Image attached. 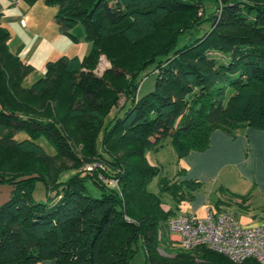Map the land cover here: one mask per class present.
I'll use <instances>...</instances> for the list:
<instances>
[{"label":"trees","instance_id":"1","mask_svg":"<svg viewBox=\"0 0 264 264\" xmlns=\"http://www.w3.org/2000/svg\"><path fill=\"white\" fill-rule=\"evenodd\" d=\"M43 1L56 5L59 29L90 49L46 61L25 85L32 66L9 49L0 22V182L11 185L0 203V264H130L139 247L143 264H264L170 239L166 218L201 183L160 174L147 157L167 136L181 157L204 149L215 128L264 129V0H211L207 14L206 0ZM101 54L110 66L97 74ZM149 63L154 86L137 95ZM17 129L27 136L15 139ZM93 161L105 168L82 167ZM157 175L155 192L147 184ZM36 180L45 199L33 197ZM165 193L176 206H164Z\"/></svg>","mask_w":264,"mask_h":264},{"label":"rangeland","instance_id":"2","mask_svg":"<svg viewBox=\"0 0 264 264\" xmlns=\"http://www.w3.org/2000/svg\"><path fill=\"white\" fill-rule=\"evenodd\" d=\"M13 3L15 4H12V6L18 7L22 14L27 11L30 12L29 17L27 18V26H24L21 20H17L16 22L9 21L6 24H3L10 32V36L8 38L9 49L12 52L17 53L22 60L28 62L32 66L31 71L23 79L24 84H31L32 81L44 73L46 61L56 60L64 54H81L82 56L89 51V41L84 38L72 40L68 35L60 31L54 19V12L56 9L55 4H45L43 0H35L29 8V5L24 0H15ZM210 3H212L211 0L205 1L206 14L210 11V7L208 6ZM73 31L75 32V30ZM188 34V32L181 34L176 44L180 45L182 42H184ZM109 66V60L104 54H101L96 67L94 68V72L101 74L103 70ZM153 67L154 64L149 63L139 72L140 83L137 89V95H142L153 88L156 76V72L153 70ZM123 101L124 97L121 96L118 99V106L121 105ZM124 107H126V105ZM123 109L119 111V114L123 112ZM116 111L117 109L114 107L106 116L105 120L107 121L109 118H111ZM26 136L27 133L24 129H17L14 132L15 139H21ZM37 141L43 146L47 153L55 152L54 145L49 140H47L45 136L41 135L39 138H37ZM78 146L76 148H79ZM147 157L151 163H154L160 167V174L162 173L168 176H172L175 172H177L182 163L181 160H178L179 157L176 155L169 136L162 139L161 145L147 150ZM64 161L67 164L71 163V161L65 157H63L61 162ZM93 166H100L103 168L105 165L103 162L99 161H93L92 163L87 162L82 165V167L86 169H91ZM69 174L70 170H66L62 173L61 178L65 179ZM158 175L154 176L148 182L147 188L149 190L155 192L158 191ZM102 177L105 178L104 176ZM199 181L201 184L196 188V190L193 191L192 199L194 200V198L196 199L200 195L205 196L206 202L199 204L198 208L195 210L196 215L202 217L207 213L208 206L213 205V201L216 199V197L218 196L223 198V195L225 194L222 195V190L217 184V180L209 178L206 180L201 179ZM86 187L87 190L94 195L99 194V189L94 184H92L91 181H86ZM10 189L11 185L9 183L0 182V203L8 198ZM223 192L226 193L225 190H223ZM33 197L35 199L46 198L45 187L42 180L35 181ZM196 202H198V199L193 203H188L186 201L182 202L180 206H178V209L187 210L189 209L190 204H194ZM190 210H193V208L190 207ZM143 261L144 251L141 247H139L131 257L130 264H143ZM43 263L44 261H41L37 264Z\"/></svg>","mask_w":264,"mask_h":264},{"label":"crops","instance_id":"3","mask_svg":"<svg viewBox=\"0 0 264 264\" xmlns=\"http://www.w3.org/2000/svg\"><path fill=\"white\" fill-rule=\"evenodd\" d=\"M14 1L0 0L1 24L21 20L24 26H27V18L30 12L27 11L22 14L18 7L12 6V4H15ZM31 5H29V8ZM25 84L28 85V83ZM178 160H181L183 164L180 165V172H178V169L172 175L176 179L206 180L210 178L218 181L217 184L222 190V195H225H223V198L217 196L213 201V205L208 206V210L226 211L232 214L241 224L264 227L263 128L244 125L237 128L232 135L220 128H215L211 131L209 143L204 149L191 150L179 157ZM163 199L165 207L176 206L175 200L167 193L163 195ZM197 199L198 202L190 204L193 210H190V207L187 210H180L178 207L176 213H195L199 204L206 202L205 196L200 195L194 200L182 201L193 203ZM181 203L177 205L180 206ZM165 232L168 237L176 240V235Z\"/></svg>","mask_w":264,"mask_h":264},{"label":"built area","instance_id":"4","mask_svg":"<svg viewBox=\"0 0 264 264\" xmlns=\"http://www.w3.org/2000/svg\"><path fill=\"white\" fill-rule=\"evenodd\" d=\"M165 230L176 235L183 248L207 246L226 254L234 262L253 258L264 263V227L241 224L226 211L211 209L199 217L193 212H179L165 220Z\"/></svg>","mask_w":264,"mask_h":264},{"label":"water","instance_id":"5","mask_svg":"<svg viewBox=\"0 0 264 264\" xmlns=\"http://www.w3.org/2000/svg\"><path fill=\"white\" fill-rule=\"evenodd\" d=\"M215 17V16H214Z\"/></svg>","mask_w":264,"mask_h":264}]
</instances>
